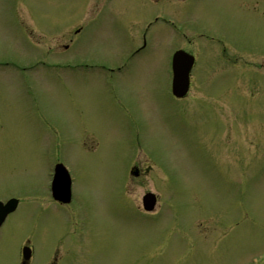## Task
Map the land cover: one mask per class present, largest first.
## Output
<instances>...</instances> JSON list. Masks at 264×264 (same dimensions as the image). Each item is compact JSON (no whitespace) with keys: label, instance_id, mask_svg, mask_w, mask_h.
I'll list each match as a JSON object with an SVG mask.
<instances>
[{"label":"rangeland","instance_id":"1","mask_svg":"<svg viewBox=\"0 0 264 264\" xmlns=\"http://www.w3.org/2000/svg\"><path fill=\"white\" fill-rule=\"evenodd\" d=\"M239 1L257 4L260 49L195 42L205 47L189 92L175 99L164 50L113 80L94 65L115 57L110 40L79 39V52L44 44L42 31L59 28L80 0H0V197L20 200L0 231V264L25 238L38 259L55 251L58 264H88L87 250L98 264H264V0ZM236 2L162 8L253 34L252 19L234 24ZM48 48L88 66L34 65ZM57 161L70 169L67 208L48 189ZM132 164L148 174L129 176ZM146 190L160 197L157 213L138 208Z\"/></svg>","mask_w":264,"mask_h":264},{"label":"flooded vegetation","instance_id":"2","mask_svg":"<svg viewBox=\"0 0 264 264\" xmlns=\"http://www.w3.org/2000/svg\"><path fill=\"white\" fill-rule=\"evenodd\" d=\"M149 1L152 8L147 10L145 6ZM161 1L174 6L177 3L193 4L194 0H139L136 11H132L130 0H80V3L70 7L69 12L64 13L61 26L53 31L56 35L54 38L52 37L53 32L42 31L46 38L44 44L52 48L53 46L57 49L70 48L72 52H79L77 46L79 39L84 42L90 41L92 38H94L93 40H105V42L110 40L112 50L117 51L115 57L94 65L104 68L106 67L105 62L111 63L117 72L125 73L111 77H129L128 73L132 74L138 67L145 66L142 62H147L144 57L155 51L182 50L189 53L202 51V47L205 46L195 43L200 40H204L206 45H213L212 50L218 52L260 49V43L256 40L259 9L255 3L251 8L244 9L242 1L237 0L232 13L234 24L238 23L235 16L240 19L246 18L248 21L253 20L255 28H253V34H250L247 33L249 25L246 29L241 27L229 29L227 24L222 23L218 27L208 24L202 26L191 15L179 16L175 11H163L164 3L160 4ZM249 14L252 16L249 17ZM245 33L249 36L248 39ZM50 41L53 43L51 44ZM140 59L142 61H138ZM132 172L136 175L144 174L139 169ZM4 226H0V231ZM25 240L29 241L28 238ZM56 255L57 253L54 251L49 260L47 258L38 259L32 249L24 257L19 244L17 253L10 257V261L5 264H58L61 258Z\"/></svg>","mask_w":264,"mask_h":264},{"label":"water","instance_id":"3","mask_svg":"<svg viewBox=\"0 0 264 264\" xmlns=\"http://www.w3.org/2000/svg\"><path fill=\"white\" fill-rule=\"evenodd\" d=\"M186 54L182 52H176L174 54L173 70H174V81H173V92L176 95H182L185 93L188 87V68L189 59L185 57ZM57 173L53 180L52 186L55 191L58 187H63L64 175L60 168H56ZM65 184V179H64ZM56 196H58L56 194ZM57 198H61L58 196ZM154 204V196L151 193H146L143 197V205L146 209L152 208Z\"/></svg>","mask_w":264,"mask_h":264}]
</instances>
